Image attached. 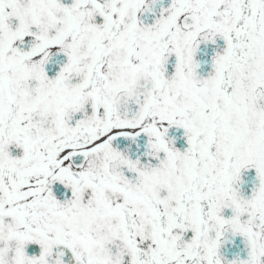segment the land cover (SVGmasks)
Segmentation results:
<instances>
[{
	"label": "flooded vegetation",
	"instance_id": "af4514ba",
	"mask_svg": "<svg viewBox=\"0 0 264 264\" xmlns=\"http://www.w3.org/2000/svg\"><path fill=\"white\" fill-rule=\"evenodd\" d=\"M0 264H264V0H0Z\"/></svg>",
	"mask_w": 264,
	"mask_h": 264
}]
</instances>
